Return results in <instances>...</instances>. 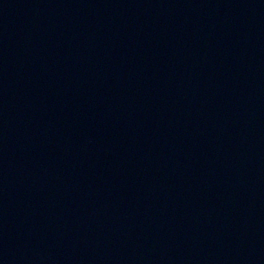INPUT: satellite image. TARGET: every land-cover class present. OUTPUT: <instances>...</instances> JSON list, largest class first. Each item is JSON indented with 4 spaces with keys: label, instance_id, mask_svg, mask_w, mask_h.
<instances>
[{
    "label": "water",
    "instance_id": "obj_1",
    "mask_svg": "<svg viewBox=\"0 0 264 264\" xmlns=\"http://www.w3.org/2000/svg\"><path fill=\"white\" fill-rule=\"evenodd\" d=\"M264 184V0H0V264H172Z\"/></svg>",
    "mask_w": 264,
    "mask_h": 264
}]
</instances>
